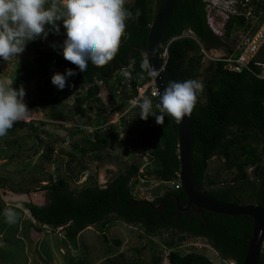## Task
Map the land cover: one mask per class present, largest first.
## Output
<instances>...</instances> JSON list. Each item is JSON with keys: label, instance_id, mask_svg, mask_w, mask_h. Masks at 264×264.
<instances>
[{"label": "trees", "instance_id": "1", "mask_svg": "<svg viewBox=\"0 0 264 264\" xmlns=\"http://www.w3.org/2000/svg\"><path fill=\"white\" fill-rule=\"evenodd\" d=\"M158 1L135 0L133 4L125 7L133 14L138 10L140 15L138 19L126 21V36L122 38L118 53L108 64L102 67L90 65L86 73H80L58 51L36 49L30 61L19 64L13 74L14 84L9 89H19L21 86L25 89V85L31 80L44 79V83L36 88L39 93H44L46 86H54L51 78H47L49 67L57 68L60 73H64L66 68L74 69L76 75L69 80L71 84H81L84 89V93L74 100L75 115L85 117L86 105L90 108L91 104L97 103L98 109L94 119H87L83 128L72 129L69 135H83V147L79 150L82 156L102 152L115 135L113 126L108 124L109 118L102 115L106 106L98 101L97 96L102 88L107 89L111 80L115 79L116 83L121 81V78H115V74L122 70V65H127L129 50L145 46ZM242 23V18H226L217 10L207 9L203 0H179L162 43V52L165 49L167 51L164 68L166 82L188 80L190 72L200 67L203 56L196 41L206 51L222 49L224 43L217 33L227 37L233 24ZM184 34L192 36L196 41L182 37ZM143 61L144 58L139 53L134 56L127 79L133 97L137 95L138 88L151 82L148 70L142 68ZM224 66L221 61L209 62V74L203 79L207 100L204 103L197 102L191 114L193 180L208 196L224 203L243 205L235 184L220 186L217 180L207 177V163L215 156H222L225 165L236 170L234 183L246 181L249 178L248 169L254 167L260 183L256 184L252 199L255 205L264 209V80L256 78L248 71H228ZM146 92L153 101L154 110L159 113V109L155 108L158 98L152 96L150 88ZM109 99L113 102L110 93ZM49 103L52 106L58 105V97L52 96ZM132 110L138 112L140 108L136 106ZM53 120L62 122L65 117L60 112H54ZM139 120L141 123L153 121V127L149 129L150 143L144 144L147 151L153 150L146 159L152 162L146 175H153L163 183L176 180L179 162L177 131L172 118L166 115L162 125H158L153 117H149L147 121L141 118ZM50 121L39 124L42 127L46 122L50 124ZM17 125L19 122L9 131L14 130ZM87 126L94 130L90 135L85 134ZM57 127L62 128L60 125ZM39 129L35 127L32 131L37 133ZM254 141L262 145L260 152L253 146ZM49 154H52V150H49ZM142 166L141 159H137L103 187L90 183L91 179H88L81 187L71 189L68 179L62 174L48 176L47 184L40 188L46 192L47 203L25 204L24 210L33 222L26 223L35 230L43 225L54 229L61 228L64 239L70 245H76L82 231L91 226L102 231L110 218L128 225L145 227L147 234H152L150 225L160 222L163 217L164 220L159 225L172 229L170 245L175 241L185 240L189 233L195 237L204 236L212 241L221 256L233 259L237 264L243 263L247 251L246 241L250 238L253 227L248 217L232 218L210 212H205L199 218L192 217L189 213L183 217L184 213L178 212L173 199L175 197L178 200L179 206L186 202V196L180 189L169 188L164 192V197H158L151 202L136 200L132 196V181L138 176ZM119 201L121 202L118 203ZM161 201H164L165 207L162 206L161 209L166 214H161L155 208ZM171 213L177 219L172 218ZM24 232L28 231L24 229ZM103 238L106 241V237ZM168 259L169 264H212L206 257L195 253L181 256L171 252ZM151 264H158V258H154ZM258 264H264L262 256Z\"/></svg>", "mask_w": 264, "mask_h": 264}, {"label": "rangeland", "instance_id": "2", "mask_svg": "<svg viewBox=\"0 0 264 264\" xmlns=\"http://www.w3.org/2000/svg\"><path fill=\"white\" fill-rule=\"evenodd\" d=\"M134 1L126 0L124 7ZM58 2L59 0H48L45 6L49 7ZM57 23L61 27L59 35L52 30L47 39L30 42L19 57H11L8 61L0 59V84L10 88L14 84L13 74L19 64L22 61H30L36 49L49 51L54 50L51 44H62L65 39L63 23ZM223 50L210 51L216 59L224 55ZM262 59L264 60V57ZM209 62L202 59L200 67L190 72L188 79H197L203 83L204 77L209 74ZM130 69L131 67L118 71L115 78H121V81L116 83L115 79L111 80L107 89L102 88L97 96L98 101L106 106L102 115L109 118L108 124L114 128V138L102 152L84 156L79 152L83 147V135L71 137L69 132L75 128H83L87 119H94L98 104H91L90 108L86 105L87 113L85 117H81L73 111L75 98L84 93L81 84L73 83L74 87H65L64 90L46 86L44 93H39L36 89L44 83V79H33L25 85V103L31 114L27 120L19 122L13 132L8 131L7 135L0 137V163L3 166L0 167V192L7 194L5 199L0 196V209H9L12 206L20 211L22 205L27 203L45 205L46 192L40 188L46 185L48 176L55 177L57 174H62L68 179L71 189L81 187L88 179H91L90 183L103 187L137 159H141L143 166L132 181L134 199L151 202L170 188L157 177L146 175V170L152 167V162L146 159L153 150L147 151L145 145L150 143L149 129L153 127V121L141 123L140 111L134 112L132 108L138 106V103L133 104V101L139 102L144 97L149 98L146 90L150 88L152 94L153 87L150 82L138 88L137 95L133 97L127 83ZM55 72H58L57 68L49 67L47 78H51ZM109 93L113 102L109 99ZM51 95L58 97V105L52 106L49 103ZM206 100L207 93L203 90L198 94L197 102L204 103ZM54 112L62 113L65 120L54 121ZM46 120H51L52 125L46 122V125L41 127L39 122ZM35 127L40 128L37 133L32 131ZM93 131L87 126L85 134L90 135ZM252 143L260 152L262 145L255 141ZM12 144L13 148L17 149L10 150ZM49 150H52V154H49ZM26 161L31 163L30 166H24ZM235 171V168L225 165L222 156H215L207 163L206 175L217 180L220 186L235 184L240 202L243 205H254L252 195L256 184L260 183L255 168L248 169L249 178L241 183H234ZM262 180L264 181V178ZM38 191L42 196L34 195ZM20 212L23 217L26 214L29 216L22 210ZM28 221L32 222L31 219ZM22 227L29 233H21L20 238L15 227L14 235H19L20 239L19 242L15 240L14 256L10 260L8 258L11 255L8 254L7 257V252L3 251L0 264H151L154 258H158V264H169L168 255L171 252L181 256L195 253L206 257L212 264H234L232 260L210 249L201 238L188 237L170 245V232L146 234L142 227L128 225L115 218H110L102 231L96 226L86 228L78 235L76 245H70L64 239L61 229L48 226L46 229L35 230L26 222H22Z\"/></svg>", "mask_w": 264, "mask_h": 264}, {"label": "clouds", "instance_id": "3", "mask_svg": "<svg viewBox=\"0 0 264 264\" xmlns=\"http://www.w3.org/2000/svg\"><path fill=\"white\" fill-rule=\"evenodd\" d=\"M48 0H0V59L8 61L19 57L30 42L47 39L50 31L61 32L62 21L65 39L62 44H51L58 54L86 73L90 65L102 67L114 59L119 51L122 38L126 36V21L139 18L128 11L126 0H59L46 7ZM155 50H153V53ZM142 68L149 70V75L157 79L160 73L150 69L147 59ZM76 71L66 68L64 73L55 72L51 77L52 84L59 90L74 87L69 78ZM204 85L197 79L182 82L170 81L163 92L154 95L159 97L154 110L153 101L147 97L139 102L133 101L140 108L139 117L145 121L154 117L162 125L165 116L172 117L177 124L189 118L197 103L198 94L203 92ZM25 89L6 88L0 84V137L7 135L9 129L17 122L29 118L31 111L25 103ZM6 218L14 223L16 214L8 210Z\"/></svg>", "mask_w": 264, "mask_h": 264}, {"label": "water", "instance_id": "4", "mask_svg": "<svg viewBox=\"0 0 264 264\" xmlns=\"http://www.w3.org/2000/svg\"><path fill=\"white\" fill-rule=\"evenodd\" d=\"M178 2L179 0L158 1L156 12L148 29L145 46L131 48L128 54L127 65H122V69L131 67L134 56L137 53H139L144 60L147 59L150 69L155 68L160 73V77L157 79L149 75L155 93L158 91L162 93L167 85L164 75L166 59L164 57V52H162V43L175 14ZM153 50H155L154 53ZM156 97L159 100L157 95ZM172 120L177 131V156L179 162L177 179L180 185V190L186 196L188 201L185 208H180L178 200L173 197L176 207L180 211H185L187 207L193 206L196 209L194 215L198 216H202L203 212L206 211L232 218L248 217L252 221L253 227L251 236L246 241L247 251L242 264H258L261 257V244L264 241V209L255 204L234 205L224 203L208 196L204 190L200 189L193 180L191 170L193 150V126L191 116L185 118L180 124H177L173 118ZM120 202L121 201L118 203Z\"/></svg>", "mask_w": 264, "mask_h": 264}, {"label": "built area", "instance_id": "5", "mask_svg": "<svg viewBox=\"0 0 264 264\" xmlns=\"http://www.w3.org/2000/svg\"><path fill=\"white\" fill-rule=\"evenodd\" d=\"M207 9L217 10L224 17H239L243 23L233 24L229 35L217 33L224 43L222 49L224 55L213 58L211 51H206L195 38L188 34V37L196 41L200 47L204 60L210 62L221 61L228 71L241 73L248 71L256 78L264 80V0H203ZM164 57L167 58V51L164 50ZM153 89L152 96H155ZM170 189L179 190L178 179L167 182ZM43 225L41 228L46 229ZM61 229V228H58ZM260 256L264 258V241L261 244Z\"/></svg>", "mask_w": 264, "mask_h": 264}, {"label": "crops", "instance_id": "6", "mask_svg": "<svg viewBox=\"0 0 264 264\" xmlns=\"http://www.w3.org/2000/svg\"><path fill=\"white\" fill-rule=\"evenodd\" d=\"M11 132H13V130ZM9 148H10V150L17 149V148H13V144L10 145ZM30 164L31 163H29V161H26L24 163V166H30ZM0 167H3V166H1V163H0ZM22 168H23V166H22ZM0 186H1V184H0ZM40 193L41 192L38 191L36 195L42 196V194H40ZM17 195H19V194H17ZM0 196H1V198H4L5 199V197L7 196V194H6V192H5V194H4V192H0ZM24 205H22L23 208L21 210L25 213L26 211L24 210ZM10 207L11 208H9V209L8 208L0 209V259L2 258L3 251H6L7 252V254H6L7 257H8V254L11 255L10 258H8V259L11 260V258H13V256H14V250H13V248H14L15 240L18 241V239L21 238V235L20 234L24 232L23 227H22V222H26V221H28V219H31V218H30V216H27V214H26L25 217H23V215L20 212L21 210L18 211V208H15V207H12V206H10ZM8 210H12L16 214V219H15V222L14 223H9L7 221V218H6L5 213ZM14 225L17 228L16 231L19 233L20 238H18L19 235H17V236H16V234L14 235V232H15L14 229H16L14 227ZM28 237L30 239L31 234H29ZM3 257H6V256H3Z\"/></svg>", "mask_w": 264, "mask_h": 264}, {"label": "flooded vegetation", "instance_id": "7", "mask_svg": "<svg viewBox=\"0 0 264 264\" xmlns=\"http://www.w3.org/2000/svg\"><path fill=\"white\" fill-rule=\"evenodd\" d=\"M164 196H165V194H163V195L160 196V197H164ZM187 203H188V201H187V198H186V202H185L182 206H180V208H185V207L187 206ZM163 205H164V201H163V202H160V203L158 204V206H156V207H157V209H159V212H160L161 214H166V211H162V209H161V207H162ZM163 207H164V206H163ZM164 208H165V207H164ZM177 210H178V208H177ZM178 212H182V213H184L183 217H186V213H189L192 217L196 216V218H199L198 215H194L195 212H196V209H195L193 206L187 207L185 211H180V210H178ZM205 212H206V211L203 212V215H204ZM203 215L200 216V217H203ZM171 217L174 218V219H177V217H176V215H174V213H171ZM163 220H164V218L162 217V218L160 219V222H156L155 224H151V225H150V228H152L153 230H152L150 233L155 234V233H162V232H165V231L171 233V232H172V231H171L172 229H167V228H164V227H160L159 224H161V223L163 222ZM202 220H203V219H202ZM142 228H143V230H144V233L147 234V233H148V232H147V229H146L145 227H142ZM206 230H208V229H206ZM188 236H189V238H201V239L205 240L207 246H208L210 249H212L214 252H217L219 255H221V252H220V251H219V250L213 245L212 241H211L210 239H208L207 237H204V236H196V237H195V236H192L191 233H189ZM230 260H232L234 264H237L233 259H230Z\"/></svg>", "mask_w": 264, "mask_h": 264}]
</instances>
